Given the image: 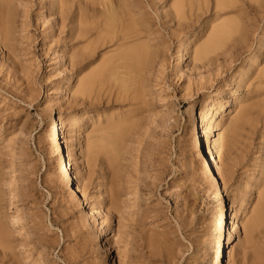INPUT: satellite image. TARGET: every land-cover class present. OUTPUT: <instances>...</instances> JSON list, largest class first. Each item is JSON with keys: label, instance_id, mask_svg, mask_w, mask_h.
Here are the masks:
<instances>
[{"label": "rangeland", "instance_id": "374dc122", "mask_svg": "<svg viewBox=\"0 0 264 264\" xmlns=\"http://www.w3.org/2000/svg\"><path fill=\"white\" fill-rule=\"evenodd\" d=\"M44 1L18 5L10 50L0 47V215L13 245L6 257L0 250V264H107L88 207L61 182L51 113L88 119L81 128L85 158L77 157L73 174L94 207L102 200L99 228H105L107 218L112 221L108 264H217L220 207L204 179L190 113L194 104L205 102L220 176L234 190L228 198L245 193L243 182L264 166V57L236 92L231 87L264 35V0H241L240 9H227L224 18L236 22L201 60L197 52L212 40L220 19L214 0H200V8H186V17L172 22L166 15L173 0L163 5L132 0L131 8L147 16L146 26L159 33L160 44L141 77L140 99L131 92L122 96L110 85L75 98L77 80L89 70L71 69L68 56L62 58L65 32L57 16L49 17ZM193 31L199 36L177 74L174 56L181 39ZM115 48L108 43L100 51L109 57L107 51ZM122 59V54L115 56L116 63ZM118 70L133 74V69ZM73 73L77 79L67 84V94H60ZM229 109L233 113L227 114ZM243 113L246 118L234 129L233 119ZM125 120L131 127L111 162L92 145ZM256 187L251 208L239 219L228 264H264V224L254 230L248 226L264 182ZM11 217H18L28 232L20 234Z\"/></svg>", "mask_w": 264, "mask_h": 264}, {"label": "bare ground", "instance_id": "6f19581e", "mask_svg": "<svg viewBox=\"0 0 264 264\" xmlns=\"http://www.w3.org/2000/svg\"><path fill=\"white\" fill-rule=\"evenodd\" d=\"M27 0H0V47L10 50V38L15 25L16 9L18 5L25 4ZM161 4L163 5V0ZM173 0L171 3V12L166 16L170 21L182 20L186 17V8L192 11L193 7L200 6L207 0ZM241 0H214L216 16H219L218 22L213 25V37L197 52L198 59H203L210 49L215 48L222 41V37L227 35L236 22V19L224 18L223 13L227 9L238 8L237 4ZM258 1V0H257ZM47 13L50 18L57 16L59 18L58 26L65 32L62 40V58L68 56V62L71 69H88L77 80L73 91L75 98L78 96L90 97L94 92H99L107 85L115 87L118 93L128 97L131 92L133 99H140L143 96V89L140 86L141 77L154 58L158 56L159 43H156L159 33L151 32L146 26L147 16L144 13H137L131 8L132 0H45ZM198 4V5H197ZM138 15V17H136ZM59 16V17H58ZM238 22V21H237ZM199 36V31H193L181 39L174 56L176 65L174 71L179 74V64L187 62L188 55L193 47V40ZM51 39L53 36H49ZM112 44L115 49L107 52L111 53L105 57V53L100 48L105 44ZM109 46V45H108ZM122 54L123 59L116 63L115 56ZM264 57V35H262L255 47V54L247 59L239 73L233 76L232 89L237 91L254 73L257 64ZM118 69H133L129 74L121 73ZM127 75V76H126ZM66 80L59 91L60 94H67L70 87L67 85L73 79H77L74 73ZM237 98L233 99L235 104ZM233 111L229 109L227 114ZM190 116L195 125V140L199 144L200 155L203 159L204 179L209 185L210 196L220 207V218L218 226V248L217 264H228L231 260L232 246L236 241V234L239 232V219L244 217V213L251 208V202L254 200L255 189L257 185L264 182V166L254 178L246 179L243 186L247 188L245 193L238 194L233 200L229 199L233 189L226 187L224 178L220 176V161L218 159V150L213 139L214 124L212 119L208 118V110L204 101H199L191 108ZM49 123L58 134L57 149L59 151L60 170L59 176L63 185L71 188L77 199L88 207L89 216L94 220L97 229V238L101 247L104 249L106 263H109V253L111 248L108 246L107 229L111 227V219L105 220V228H99L100 212L103 206L102 200H99L94 207L86 194L80 188L74 169H76L77 157L85 158V140L81 128L88 124V119L84 116L69 114H53L49 116ZM246 118L243 113L233 119V128L235 129L241 121ZM127 120V119H126ZM118 123L115 132L110 135L105 134L93 142V149L109 157L112 162V155L118 151L125 131L131 127L127 121ZM232 121V120H231ZM126 122V123H125ZM230 124V123H229ZM230 128V126H229ZM228 128V129H229ZM232 128V127H231ZM237 131V130H236ZM78 146L76 152V147ZM224 145L226 143L224 142ZM113 153V154H112ZM115 156V155H114ZM114 160V159H113ZM228 179L233 180L232 171L228 170ZM1 185V174H0ZM236 189V188H235ZM259 192L258 205L255 207L256 214L248 222L250 229H255L259 224H264V191ZM1 200V196H0ZM1 204V203H0ZM255 210V209H254ZM253 212V211H252ZM253 216V215H252ZM11 224H18L20 234L28 232L25 225L21 224L18 217L10 218ZM251 234V233H250ZM13 248L11 234L8 226L2 221L0 215V250L4 257L8 256V251Z\"/></svg>", "mask_w": 264, "mask_h": 264}]
</instances>
